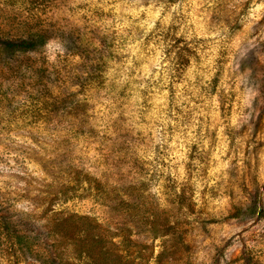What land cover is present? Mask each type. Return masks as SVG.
Instances as JSON below:
<instances>
[{
    "label": "rangeland",
    "instance_id": "374dc122",
    "mask_svg": "<svg viewBox=\"0 0 264 264\" xmlns=\"http://www.w3.org/2000/svg\"><path fill=\"white\" fill-rule=\"evenodd\" d=\"M0 264H264V0H0Z\"/></svg>",
    "mask_w": 264,
    "mask_h": 264
},
{
    "label": "trees",
    "instance_id": "16d2710c",
    "mask_svg": "<svg viewBox=\"0 0 264 264\" xmlns=\"http://www.w3.org/2000/svg\"><path fill=\"white\" fill-rule=\"evenodd\" d=\"M15 46V48H19V49H25L27 48L25 45L24 42H19V43H13ZM102 225L101 224H98V229H101ZM126 235L123 236V240L124 241H129L133 244V236H135V233H134V229H130L129 227L127 228V232L125 233ZM58 257V256H57ZM52 261L54 263H57L55 259H52Z\"/></svg>",
    "mask_w": 264,
    "mask_h": 264
}]
</instances>
